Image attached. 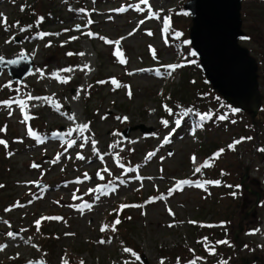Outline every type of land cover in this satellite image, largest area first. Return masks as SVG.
<instances>
[{
  "label": "rangeland",
  "instance_id": "1",
  "mask_svg": "<svg viewBox=\"0 0 264 264\" xmlns=\"http://www.w3.org/2000/svg\"><path fill=\"white\" fill-rule=\"evenodd\" d=\"M187 2L0 0V56L34 62L21 83L0 76V101L26 102L0 103V264H208L193 250L198 230L223 221L230 238L243 226L237 255L264 264V98L253 120L213 90ZM241 17L264 96V0H243ZM181 180L193 183L169 195Z\"/></svg>",
  "mask_w": 264,
  "mask_h": 264
},
{
  "label": "water",
  "instance_id": "2",
  "mask_svg": "<svg viewBox=\"0 0 264 264\" xmlns=\"http://www.w3.org/2000/svg\"><path fill=\"white\" fill-rule=\"evenodd\" d=\"M242 3L243 0H188L184 8L192 22L189 42L206 80L234 109L248 113L255 120L264 96L260 91L258 63L249 49L240 44V40L247 36L242 30ZM9 60H17L18 63L10 64ZM33 63L26 54L4 58V62L0 63V76L6 71L12 81L21 83L32 72ZM137 128L128 127L122 134L127 138ZM245 178L241 185H244ZM244 187L249 190L248 186ZM254 193L257 200L252 208L257 206L260 197ZM239 227L235 240L238 239V232L243 230L241 224ZM141 260L148 264L144 255ZM29 262L45 264L41 259L24 264ZM248 263L245 260V264Z\"/></svg>",
  "mask_w": 264,
  "mask_h": 264
},
{
  "label": "trees",
  "instance_id": "3",
  "mask_svg": "<svg viewBox=\"0 0 264 264\" xmlns=\"http://www.w3.org/2000/svg\"><path fill=\"white\" fill-rule=\"evenodd\" d=\"M43 11L46 10L47 13L50 12L51 6L48 5L42 6ZM53 14V13H52ZM32 20V16H27V22ZM183 80L188 83L189 85L194 86V81L190 78V75L185 72L182 76ZM190 100V99H189ZM187 100V101H189ZM193 100V98H192ZM189 104V103H187ZM3 132V131H2ZM5 138L2 137L0 140H4ZM3 144H0V147ZM213 147H210V151ZM207 153L206 155H208ZM224 174V170L222 168L214 167L213 169V176L220 177L221 174ZM226 224L225 221L221 222L219 228L211 227V226H202L200 230H198V237L196 239V249H193L196 253L205 254L207 256L208 264H245L244 260L237 255V247L235 242V237L230 238L226 229L220 228ZM204 237H206L204 239ZM219 241H226V243H218Z\"/></svg>",
  "mask_w": 264,
  "mask_h": 264
},
{
  "label": "snow or ice",
  "instance_id": "4",
  "mask_svg": "<svg viewBox=\"0 0 264 264\" xmlns=\"http://www.w3.org/2000/svg\"><path fill=\"white\" fill-rule=\"evenodd\" d=\"M140 2L142 3V4H148V0H140ZM137 8L139 9V6L137 5ZM125 9H119V11H124ZM80 11H84L83 9H81ZM0 18H2V14H0ZM3 22H5L6 23V18H3ZM89 23H91V21H89ZM141 23H142V21H141ZM166 23H167V21H166ZM28 27H31V25H29ZM77 28H79L80 26L79 25H77L76 26ZM25 29H23V28H21V31H24ZM65 31H67V30H65ZM40 36H41V38L43 37V36H46V35H50L49 33H40L39 34ZM88 35H94V34H92V33H88ZM71 39H77V37H71ZM103 39V38H102ZM108 43H113L112 41H107ZM116 43H119V41H117ZM185 43H189L188 41H185ZM115 54H117V55H120V56H122V53L119 51V49H117V51H116V53ZM69 55H72V53H69ZM81 55H82V53H81ZM21 59H23V57H21ZM4 62V57L3 56H0V63H3ZM125 61L123 60V59H121V63H124ZM8 63H10V64H15V63H18V61L17 60H9L8 61ZM84 67H87V65H85ZM167 68H169V69H172V70H175L176 68H178V67H181V65H167L166 66ZM72 69H63L62 71H71ZM169 75L171 74L170 72L168 73ZM66 82V81H65ZM114 84H117L118 85V82L115 80V79H113V81H112ZM100 83H103L102 81L100 82ZM129 95H131V93H129ZM27 99H29V100H32V99H41L40 97H32L31 95H29L28 97H27ZM0 103H2V104H5V105H8L9 107L11 106V104L12 103H17V104H19L20 105V107H21V110L23 111L24 110V107L26 106V102L25 101H23V100H9V101H0ZM165 108H166V110L169 112V114H171V112H172V110L170 109V108H167V106L165 105ZM189 111H191V110H189ZM233 111H239V109H233ZM10 115H11V113H9ZM185 114H187V113H185ZM29 117H27V116H25V120H27ZM71 118V117H70ZM205 118H207V114H205L204 116H201L200 117V119L201 120H203V119H205ZM221 120H223V119H225V117L224 116H221V117H219ZM123 119H127V117H124ZM163 123H164V125L167 127V125H168V121H162ZM176 126L177 127H179V125H180V120L178 119V120H176ZM82 128H87V125H82L81 126ZM3 129H0V131H2ZM173 131H175V129H173ZM29 134L30 135H33V133H32V131H31V129L29 128ZM70 134V133H69ZM169 135H171V133L169 134ZM167 137L165 138V141L167 142ZM241 139H245V138H241ZM247 139H250V138H247ZM72 143H75V141H72ZM93 143V148H94V150H96L95 149V144H96V142L95 141H93L92 142ZM234 143H240V141H235ZM0 144H5V146H6V141H3V140H0ZM69 146H71V144L69 145ZM234 145H229V147H233ZM81 147H83V144L81 145ZM221 152L223 151V149H221L220 150ZM149 155H153V154H149ZM216 155L218 156L219 155V153H216ZM59 158V157H58ZM81 159L83 158V157H80ZM102 158V157H101ZM195 160H196V158L195 157H193V162H195ZM204 166H207V164H205ZM33 167H36V165H33ZM121 167H123V165H121ZM129 170H131V169H129ZM105 171H107V169H105ZM196 172H200L201 171V168H196V170H195ZM97 175L99 176L100 175V173L98 172L97 173ZM85 178H88L87 177V174H85ZM100 178L101 179H103V176H100ZM136 179H142L141 177H139V176H137V177H135ZM150 179V178H149ZM121 183H123V181H121ZM193 183V181H191V180H181V181H178L177 182V186H176V188L175 189H169V195H171L172 194V192L173 191H175V190H177V189H180L183 185H191ZM207 183H219V181H208ZM197 187H202L203 185L202 184H199V183H197V185H196ZM103 187H107L106 185L105 186H103ZM115 189H113V191H114ZM91 191V190H90ZM101 191H102V193H103V188H101ZM76 197L74 196V199H75ZM99 197H97V199H98ZM162 198V197H161ZM152 199H157V198H152ZM130 206H133V205H121V208H125V207H130ZM88 207H91L90 205H88ZM170 212H171V210H169ZM42 219H56V220H59V219H62L61 217H44V218H42ZM36 225L39 227V225H40V223H41V221L40 220H37L36 222ZM120 223V220H119V218H117L115 221H114V223H113V230H115V225L116 224H119ZM191 223H195L194 221H192ZM102 231H103V229H101ZM7 235L9 236V237H13L15 234L13 233V232H8L7 233ZM101 243H104V241H100ZM218 243H226V241H219ZM5 247V245H0V250H2L3 248ZM126 251H131L130 249H125ZM138 258V257H137ZM29 264H31V262H29ZM64 264H67V261H65L64 262ZM81 264H83V262H81ZM161 264H163V262H161ZM178 264H179V258H178ZM225 264H226V262H225Z\"/></svg>",
  "mask_w": 264,
  "mask_h": 264
}]
</instances>
